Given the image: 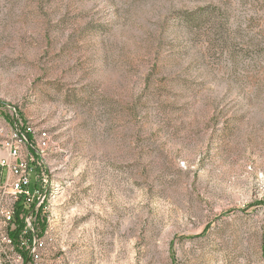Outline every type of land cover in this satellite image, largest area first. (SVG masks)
I'll return each mask as SVG.
<instances>
[{
    "label": "rangeland",
    "instance_id": "1",
    "mask_svg": "<svg viewBox=\"0 0 264 264\" xmlns=\"http://www.w3.org/2000/svg\"><path fill=\"white\" fill-rule=\"evenodd\" d=\"M15 127L57 194L0 264H264V0H0Z\"/></svg>",
    "mask_w": 264,
    "mask_h": 264
},
{
    "label": "built area",
    "instance_id": "2",
    "mask_svg": "<svg viewBox=\"0 0 264 264\" xmlns=\"http://www.w3.org/2000/svg\"><path fill=\"white\" fill-rule=\"evenodd\" d=\"M32 133L31 127H15L8 133L0 129V214L5 225L12 223L18 201L28 208L34 207L25 216L28 224L35 220L34 213L38 209L46 215L48 205L56 200V188L42 161L48 138L42 133L34 142L27 141ZM41 247L39 240L34 239L30 264L34 263V258L37 260V250Z\"/></svg>",
    "mask_w": 264,
    "mask_h": 264
},
{
    "label": "trees",
    "instance_id": "3",
    "mask_svg": "<svg viewBox=\"0 0 264 264\" xmlns=\"http://www.w3.org/2000/svg\"><path fill=\"white\" fill-rule=\"evenodd\" d=\"M206 15V13H204ZM203 13H201L199 16H194L195 18H197L198 20L201 18V17H205ZM192 16V15H191ZM191 16H189L191 18ZM207 17V16H206ZM34 207L31 206L30 208L26 207L22 201H18L15 205V208H14V217H13V221L10 225H16L17 227H22L24 225V219H25V216L27 215V213L30 212V210H32ZM41 209H38V211L35 214V220L37 221H40V220H43L44 219L41 217L43 214L41 213ZM41 215V216H40ZM22 248V246H21ZM29 254V257H30V251L27 253ZM21 255V253H20ZM22 256V255H21ZM20 256V257H21ZM22 259V257H21ZM27 259V258H26ZM29 261V259H28ZM30 261H31V257H30ZM27 262V260H26Z\"/></svg>",
    "mask_w": 264,
    "mask_h": 264
}]
</instances>
